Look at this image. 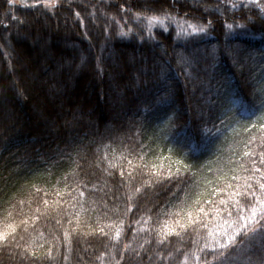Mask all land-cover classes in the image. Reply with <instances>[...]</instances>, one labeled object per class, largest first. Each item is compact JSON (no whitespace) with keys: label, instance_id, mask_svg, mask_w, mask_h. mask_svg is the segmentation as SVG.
Returning a JSON list of instances; mask_svg holds the SVG:
<instances>
[{"label":"trees","instance_id":"obj_1","mask_svg":"<svg viewBox=\"0 0 264 264\" xmlns=\"http://www.w3.org/2000/svg\"><path fill=\"white\" fill-rule=\"evenodd\" d=\"M121 3L124 0H60V7L49 10L42 5L23 8L21 0L15 5L0 0V20L10 24L8 30L0 26V91L15 79L26 97L8 106L15 113L11 120L0 118V232L8 231L10 224L16 227L12 245L5 248L0 241V264L22 260L28 264L33 252L42 258L40 264H159L156 252L166 256L177 247L189 251L191 260L193 236L170 235L168 243L157 247V232L165 222L186 217L191 200L197 193L200 199L208 197L207 191L191 190L189 203L173 200L165 205L168 197L160 187L142 189L131 202L136 207L126 214L127 196L147 179L139 173L140 164L167 166L168 160L157 159L163 155L192 165L197 180H215L209 168L224 169L218 175L226 177L252 175L242 170L241 165H251L241 157L249 150L245 144L261 133L250 130V136L245 128L252 121L242 114H264V23L259 22V9L248 6L256 23L229 30L214 7L208 13L203 10L204 5L221 0H200L198 7H194L197 0H185L187 6L181 11L189 12L193 23L213 21L207 32L179 36L175 25H169L168 31L156 25L152 38L146 30L141 32L146 37L141 41L135 35H116L117 22L124 31L147 25L143 19L122 20ZM126 6L140 10L139 0H128ZM9 8L27 21V27L17 31V22L5 18ZM221 8L230 15L227 7L221 4ZM93 9L95 21L88 17ZM244 11L241 6L236 12L241 23ZM75 12L81 13L91 43L83 38ZM233 49L243 53L241 62L234 60ZM191 53L200 58L199 79L185 86L176 61L179 55ZM229 107L233 120L221 125L215 117ZM141 143L147 147L140 149ZM97 148L100 151L94 154ZM250 148L264 151L255 143ZM229 160L240 163L228 165ZM121 167L135 169V179L129 183L126 175L124 185L118 187ZM160 206L170 215H160ZM100 228L108 235H100ZM118 228L120 239L115 238ZM146 238L152 242L141 248ZM124 244L131 248L123 251ZM49 252L54 259H48ZM262 252L245 242L231 251L228 264H248L249 257L257 261ZM181 259L177 254L172 264Z\"/></svg>","mask_w":264,"mask_h":264},{"label":"snow or ice","instance_id":"obj_2","mask_svg":"<svg viewBox=\"0 0 264 264\" xmlns=\"http://www.w3.org/2000/svg\"><path fill=\"white\" fill-rule=\"evenodd\" d=\"M9 5H15L16 0H7ZM168 6L165 7L164 5ZM221 4L227 7L230 15H225ZM43 6L46 9H55L60 7V0H34L33 3L29 4L21 0L20 6L23 8L36 9L39 6ZM128 5V0H124V3L118 5V10L124 15L121 17L122 20H130L132 23L141 19L147 21V25H140L139 31L134 30L132 27H128L127 31H124V25L118 23L119 30L116 31L118 36H129L135 35L141 41L146 39L145 36L141 35V32L145 30L149 34L148 38H152L151 34L153 28L156 25L161 26L163 31H168L169 25H175L177 34L179 36H192L194 34L205 33L209 27L213 26V21L207 19L206 23L199 19L193 23L188 17L190 13L187 11H181V7H186L185 0H139V11L133 10ZM249 5L255 6L259 9V22L264 23V3H260V0H241V4L235 2V0H221V3L216 5H204L203 10L205 13L210 11V8H215V11L219 12L222 19V26L229 30L234 28H246L249 24H254L257 20L251 15L252 9ZM200 6V0H197V4L194 7ZM243 6L246 9L241 13L244 22L241 23L236 16L237 10ZM75 17L80 22L82 29V36L85 40L91 43V38L88 35L87 29L84 27L83 17L80 12H75ZM90 20L95 21V10L88 12ZM5 18H10L11 21L17 22V31L19 27H27V21L20 20L17 16L12 14V9L9 8L5 13ZM109 19L115 21L116 17L111 16ZM231 19V22H229ZM0 26L5 30L10 28V24L4 23L0 20ZM105 35L108 39H111V35L108 32V26H105ZM7 42V37H5ZM3 46L0 45V48ZM234 60L239 63L244 59V55L241 51L233 49L232 53ZM5 55H8L5 52ZM177 75L184 77L187 82H193L199 79L196 74L200 64V58L195 54L191 53L187 56L181 54L177 58ZM98 71L103 69L98 68ZM33 87H39L33 85ZM25 92L19 87V82L15 79L8 85L7 90L0 91V118L5 121L11 120L15 113L8 106L10 104L18 103L19 99H25ZM199 111V109H197ZM232 109L225 108L218 116L215 117L219 120L221 125H225L226 122H232L233 117L229 115ZM244 119L252 121L246 126L245 131L258 130L261 135L257 137H251V139L245 144V148L249 149L243 152L241 160L247 159L250 162V168H243L244 172H251L250 176L231 175H218V173L224 172V169L217 168L213 171L211 168L208 169L209 174L216 176L215 180H208L206 177L197 180V172L193 171V166L185 163L183 159L175 158L171 156L160 155L157 157L159 160H168L167 166L163 164L155 163H141L139 166V173L142 176H147L146 180H143L140 187H136L131 190V194L127 196V205L125 213H131L136 205L131 202L136 194L141 193L144 189L145 192L154 190L155 187L161 188V193L167 194L168 199L165 201V205L169 204L173 200H179L181 204L189 203V198L192 195L191 190L205 189L208 193V197L200 199V193H197V198L191 200L190 210L186 217H180L173 224L165 222L163 227L157 232L156 244L157 247L163 246L168 243V237L175 235L183 238L184 235H191L193 248L191 249V260L189 251H184L177 247L174 251H168L165 256L162 252H156L157 261L159 264H172L177 254L182 256V259L177 264H228L230 253L232 250L240 248L245 242L249 245H256L257 247L264 250V151L251 150L252 144H257L260 148L264 149V114L257 115L254 111H248L242 114ZM201 118L203 113L201 112ZM213 128L216 125L213 124ZM219 131V129H216ZM209 132L212 129H208ZM106 147V145H105ZM140 149H145L143 143L140 144ZM100 149H95L94 154L99 153ZM155 149L148 148V152H155ZM169 153L172 149H168ZM106 158L105 156L99 157L100 160ZM139 159L143 161L145 156L141 154ZM131 165V161H128ZM228 165L240 163V161L229 160ZM173 165L175 166L173 168ZM133 170L126 171L123 167L119 170V176L121 178V184L123 186L125 181L124 178L127 175L128 182L130 183L135 177L133 176ZM228 171L235 173V168H228ZM231 181V182H230ZM241 181L243 183L241 184ZM216 185V186H213ZM211 186V187H210ZM86 187V186H85ZM95 187V186H94ZM37 189V192H40ZM161 193H156L157 196ZM79 196L83 197L84 192L80 191ZM76 197L73 196L72 199ZM118 199V198H117ZM20 204H24L21 200ZM47 204V201H44ZM105 210H108L107 205H103ZM39 211V209H37ZM114 214H118L119 208L112 210ZM151 211V209H149ZM160 215H170L163 211V206H160ZM39 219V217H37ZM209 221L212 222V227H209ZM139 223V221H136ZM8 231L0 232V241H3V247L7 248L16 240V227L8 225ZM204 230V234L201 235V230ZM99 233L102 236L108 234L104 232L103 228L99 229ZM67 236V233H65ZM121 231L118 228L115 233V238L120 239ZM135 234L133 235V239ZM239 238V239H238ZM23 239V237H20ZM151 240L145 239L141 248L144 244H151ZM202 242V243H201ZM15 247L19 248L20 245L17 243ZM131 248V244H124L123 251H128ZM135 251V250H133ZM23 255V254H22ZM139 257V253L136 254ZM42 258L36 257L33 252L28 257V264H40ZM48 259H54L51 257L50 252L48 253ZM67 259V257H65ZM124 257L121 256V260ZM151 260V256L149 257ZM21 264H24L23 260ZM116 264H120L117 261ZM248 264H264V252L257 261H252L248 258Z\"/></svg>","mask_w":264,"mask_h":264}]
</instances>
